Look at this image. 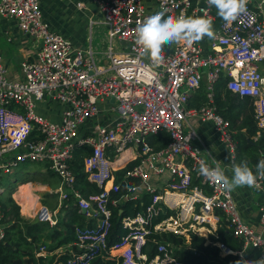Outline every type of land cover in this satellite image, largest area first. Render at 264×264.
Returning a JSON list of instances; mask_svg holds the SVG:
<instances>
[{
    "label": "built area",
    "instance_id": "built-area-1",
    "mask_svg": "<svg viewBox=\"0 0 264 264\" xmlns=\"http://www.w3.org/2000/svg\"><path fill=\"white\" fill-rule=\"evenodd\" d=\"M39 1L0 0V19L15 21L37 47L34 59L20 62L19 80L8 76L0 58V194L2 175L14 174L21 164L47 165L60 181L58 207L67 208L72 200L78 213L84 211L95 222L93 227H74L78 253L71 252L66 264H88L103 251L121 264H191L178 259L172 244L161 241L153 240L155 254L149 257L145 251L149 236L171 232L217 238L221 215L241 247L232 251L221 242L213 243L220 254H234L243 264H261L264 208L258 215L261 230L255 231L238 216L231 193L223 191L220 182L198 174L200 160L211 167L216 163L203 158L196 132L187 123L189 119L211 123L234 157V133L214 102L215 84L223 78L232 94L251 99L254 118L264 132V0H247V12L235 21H223L214 30L215 39L175 43L159 62L140 56L137 24L159 12L165 19L206 17L213 22L207 0H152V10L143 0H90L107 28L109 43L125 46L115 52L109 45L104 65L96 63L91 48L75 51L66 37L53 31L43 21ZM203 80L206 102L188 108L189 97ZM42 101L61 107L57 119L39 111ZM161 133L168 143L157 148L152 140ZM83 146L90 148L82 160L83 172L99 190L88 198L74 187L70 167L75 150ZM251 188L264 195V178ZM145 196L148 204L142 213L122 219L128 233L108 246L109 206L142 202ZM36 218L50 226L56 223L55 212L47 207H38ZM2 219L0 206V243L5 238ZM249 251L254 256H247ZM45 254L43 247L37 252Z\"/></svg>",
    "mask_w": 264,
    "mask_h": 264
},
{
    "label": "trees",
    "instance_id": "trees-1",
    "mask_svg": "<svg viewBox=\"0 0 264 264\" xmlns=\"http://www.w3.org/2000/svg\"><path fill=\"white\" fill-rule=\"evenodd\" d=\"M214 14L213 30L217 29L224 21L217 15V11ZM172 48L173 44L165 45L163 54H168ZM205 102L206 82L203 80L196 93L189 97L187 107L199 108ZM214 102L216 112L230 123L231 130L234 133L233 138L236 143V149L233 164H241L246 161L255 173L256 165L260 160L264 159V132L260 130L254 118L251 99L232 94L226 88V79L221 78L214 87ZM257 133H260L259 137L253 140ZM157 140L158 144L155 142ZM167 143L168 138L164 133L152 140V144L156 145L157 148L166 146ZM89 153V147H80L75 150L73 159L70 162V167L75 177L74 187L86 198L99 192L96 186L86 180L83 172L82 160ZM45 168L48 176H56L47 169V165H45ZM121 194H117L116 197ZM72 203L73 201L71 200L66 203L68 205L67 208H65V205L60 207L63 217L61 219L58 218L53 226H49L47 223L30 221L21 217L19 207L11 195L1 193L0 206L4 218L1 224L5 222L6 226L4 227L5 238L0 243V263L66 264L71 257V252L78 253L75 245L74 227H93L95 225L93 220H86V215L78 213ZM147 204L148 197L145 196L142 202L127 201L116 209L109 206L111 209V227L108 236V246L113 245L128 233V229L122 225V219L126 216H135L137 213H142L143 208ZM53 209L54 206L52 207ZM216 235L217 238L210 237L207 243L204 239L193 235L152 232L148 238L145 251L149 257L154 256V240L172 244L175 247V255L178 259L191 264H243V260L236 255L222 256L219 249L213 245L215 242H221L230 250H238L241 247L240 241L232 236L231 230L222 215ZM41 247L46 249L45 255H37ZM58 250L60 252L55 255L54 252ZM88 264H121V260L103 251L95 253Z\"/></svg>",
    "mask_w": 264,
    "mask_h": 264
},
{
    "label": "crops",
    "instance_id": "crops-1",
    "mask_svg": "<svg viewBox=\"0 0 264 264\" xmlns=\"http://www.w3.org/2000/svg\"><path fill=\"white\" fill-rule=\"evenodd\" d=\"M78 3L83 4L84 7L80 9L77 8L76 5ZM143 4L149 8V10H152L150 7V5H152V0H143ZM39 8L43 21L48 24V26L53 31L66 37L75 51H86L89 48L92 49L93 44L98 42V39L105 51L109 45H111L112 50L115 52H119L123 47H125L116 41L109 43L107 29L105 25L99 22L100 13L92 5L90 0H40ZM215 11L217 10L215 7H213L214 16ZM2 40L11 46V50H2L0 48L1 61L8 71V76L11 79L19 80L22 78L19 64L21 61H30L34 59L37 51L36 44L33 39L24 35L18 29L15 21L8 19H0V41ZM101 56L103 57L104 65L106 64L105 56L104 54H101ZM39 111L47 115L49 118L55 120L59 117L61 107L56 104L42 101L39 104ZM187 127L192 128L196 132V143L202 149L203 158L207 160H213L215 163H219L220 167L225 169L226 175L231 178L232 168L234 165L233 158L225 146L219 141L218 135L216 134L212 124L209 122H200L197 119H189ZM30 174L42 176L43 170H36L32 173H29V177ZM15 181L16 180L12 182ZM17 185V188L19 189L18 194L12 192L13 194H11V196L13 200H16L14 194L17 196L21 193L19 201L21 206L22 203L23 206H25L24 199L27 198L28 202V190H30L32 193L33 185L31 182L22 183V181ZM40 190H42V192L43 190L51 192L50 188L46 187L45 185L44 188L40 187ZM55 194H57V192ZM231 195L240 219L252 227L255 231H260L261 228L258 224V215L259 209L261 207L264 208V195H262L258 190L246 186L236 188L233 192H231ZM53 211L55 212L56 221L58 218L61 219V217H63V212L60 211L58 205L57 207H54ZM86 220H88V218H86ZM2 226L5 227L6 223L4 222ZM209 239L204 240L208 243ZM54 254L57 255L58 252L55 251ZM247 256L254 255L251 251H249Z\"/></svg>",
    "mask_w": 264,
    "mask_h": 264
},
{
    "label": "clouds",
    "instance_id": "clouds-1",
    "mask_svg": "<svg viewBox=\"0 0 264 264\" xmlns=\"http://www.w3.org/2000/svg\"><path fill=\"white\" fill-rule=\"evenodd\" d=\"M207 4L215 7L217 15L225 22L235 21L247 12V0H207ZM164 15L159 12L137 24L135 44L141 57L159 62L163 59L165 45L181 41L192 45L205 37L215 39L212 21L206 17L168 16L165 19ZM197 172L212 182H220L221 189L231 193L236 188L257 186L258 178H264V159L256 165L255 173L246 161L233 165L231 178L225 175L219 163L211 167L205 160L199 161Z\"/></svg>",
    "mask_w": 264,
    "mask_h": 264
},
{
    "label": "rangeland",
    "instance_id": "rangeland-1",
    "mask_svg": "<svg viewBox=\"0 0 264 264\" xmlns=\"http://www.w3.org/2000/svg\"><path fill=\"white\" fill-rule=\"evenodd\" d=\"M0 42H1L0 48L2 50H6V49L11 50V46H9L8 43H6L3 40ZM92 49L94 52V57H95L96 63L98 65H103V57L101 56V54L103 55L105 50L103 49V46H101L99 39H98V42H95V44H93ZM45 169L46 168H45V165L43 163H26V164L19 165V167L17 169H15L14 174L1 176L2 177L3 190H4V192H2V193H4L5 195H11L10 193H12V192L18 193L19 189L17 188V186H18L17 184L20 183L21 181H22V183H25V182H31L32 183V185H33L32 186L33 187L32 188V195L35 196L37 205H36V207L33 208L34 210L32 209L30 212H28V214L26 212L21 211L23 204L21 206L19 201H17L19 199L16 197V194H14V197L16 199L14 201L16 202V204L19 207L21 217L23 216L25 219L30 220V221L39 222L36 218V211H37L38 207H41V206L47 207L49 209V211L51 212V211H53L52 207L53 206L57 207V205H58V196L55 193H56L57 188L60 185V181L58 178H56V176H51V177L48 176ZM36 170H43L42 176L30 174V177H29V173H32ZM14 180H16V181L12 182ZM44 185L46 187L50 188L51 192L45 191V190H43V192H42V190H40V187L44 188ZM6 190H7V192H5ZM20 195H21V193H20ZM24 205L25 206L27 205L26 199H24ZM44 224H46V223H44ZM48 225L50 226V224H48ZM59 251L60 250H58L57 252L59 253Z\"/></svg>",
    "mask_w": 264,
    "mask_h": 264
},
{
    "label": "bare ground",
    "instance_id": "bare-ground-1",
    "mask_svg": "<svg viewBox=\"0 0 264 264\" xmlns=\"http://www.w3.org/2000/svg\"><path fill=\"white\" fill-rule=\"evenodd\" d=\"M28 191H29V199H28L27 205L26 206H22V210H21L23 212H26L27 214H28V212H30L37 205L35 196L32 195L30 190H28ZM16 197L20 200V195H17ZM26 200H27V198H26Z\"/></svg>",
    "mask_w": 264,
    "mask_h": 264
},
{
    "label": "water",
    "instance_id": "water-1",
    "mask_svg": "<svg viewBox=\"0 0 264 264\" xmlns=\"http://www.w3.org/2000/svg\"><path fill=\"white\" fill-rule=\"evenodd\" d=\"M112 101H113V100H112ZM81 213H82V214H84L85 212H84V211H82Z\"/></svg>",
    "mask_w": 264,
    "mask_h": 264
}]
</instances>
